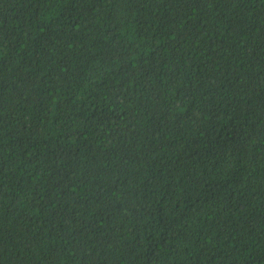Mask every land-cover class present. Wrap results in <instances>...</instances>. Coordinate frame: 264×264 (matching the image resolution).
I'll use <instances>...</instances> for the list:
<instances>
[{"label": "trees", "instance_id": "1", "mask_svg": "<svg viewBox=\"0 0 264 264\" xmlns=\"http://www.w3.org/2000/svg\"><path fill=\"white\" fill-rule=\"evenodd\" d=\"M0 264H264V0H0Z\"/></svg>", "mask_w": 264, "mask_h": 264}]
</instances>
